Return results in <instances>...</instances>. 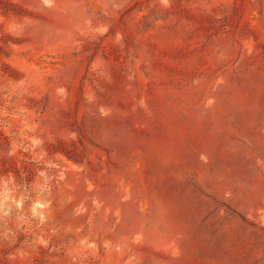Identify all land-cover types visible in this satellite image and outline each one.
<instances>
[{
  "label": "rangeland",
  "instance_id": "obj_1",
  "mask_svg": "<svg viewBox=\"0 0 264 264\" xmlns=\"http://www.w3.org/2000/svg\"><path fill=\"white\" fill-rule=\"evenodd\" d=\"M0 264H264V0H0Z\"/></svg>",
  "mask_w": 264,
  "mask_h": 264
}]
</instances>
